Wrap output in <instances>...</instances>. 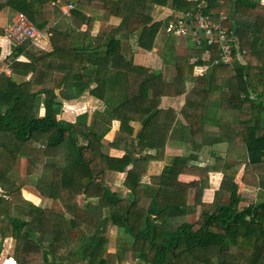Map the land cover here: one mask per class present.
Segmentation results:
<instances>
[{
  "label": "trees",
  "instance_id": "obj_1",
  "mask_svg": "<svg viewBox=\"0 0 264 264\" xmlns=\"http://www.w3.org/2000/svg\"><path fill=\"white\" fill-rule=\"evenodd\" d=\"M5 1L0 11L22 12L43 29L56 0ZM201 1L100 0L105 11L121 22L108 27L112 34L108 33L107 49L95 51L97 76L92 78L81 67H58L54 86H50L46 80L50 67L40 65L53 54L30 42L14 45L11 69L24 70L31 77L18 82L0 74V186L13 197L37 176L36 189L54 199V207L60 211L52 217L54 240L48 250L42 251L29 239L30 231L24 241L20 239L24 249L16 251L18 264H264L263 0H207V13L214 20L222 13L229 17L226 24L235 39L230 64H215L218 46L197 48L194 44L177 58L166 79L122 55V45L131 36L136 37L138 47L153 49L159 31L173 18L156 20V6L172 4L174 11L184 13L195 10ZM80 13L76 9L73 16ZM0 36H4L2 29ZM24 53L31 62L17 61ZM193 57L197 61L191 64ZM112 59L118 63V75L112 73L109 79L97 81L105 69L100 61L109 64ZM196 68H204L205 74L197 76ZM93 78L98 85L92 93L103 100L107 99L102 93L105 84L115 85L114 80L117 87L132 81L139 90L130 99L106 100L107 108L95 111L89 123V114L74 122L62 119V98L68 92L70 99L80 97L90 89ZM181 96L185 101L179 112L161 107L163 97ZM115 120L119 130L108 142L105 139ZM132 122L141 123L138 133ZM213 122L220 129L215 138L205 134L206 125ZM80 124H88L86 132L77 129ZM178 125V130L189 129L188 143L195 150L188 156L170 158L159 174L149 175L150 162L163 161L168 143L180 137ZM223 144L224 152L210 150L213 164L196 163L203 147ZM113 149L123 150L124 155H112ZM22 157H27L25 177L20 174ZM242 168L243 184L258 192L255 201L242 206L243 200L223 190L216 192L213 202L203 201L211 172L237 176ZM47 172L51 179L43 177ZM112 172L125 174V194L108 185ZM181 175L199 179L186 183L179 180ZM80 197L103 199L115 211L106 214L98 206L90 214L88 205H79ZM195 208L200 214L190 219ZM113 228L117 236L111 235ZM36 252L41 261L35 260Z\"/></svg>",
  "mask_w": 264,
  "mask_h": 264
},
{
  "label": "crops",
  "instance_id": "obj_2",
  "mask_svg": "<svg viewBox=\"0 0 264 264\" xmlns=\"http://www.w3.org/2000/svg\"><path fill=\"white\" fill-rule=\"evenodd\" d=\"M113 1L116 3L118 0ZM4 3H6L5 0H0L1 5ZM70 5L73 6L72 9L69 8ZM51 7L53 10L49 15L51 17L49 23L43 29L37 28L41 32V38L38 42L31 43L45 52L53 54V57L49 58L46 63L40 65V67H50L48 72H46V80L48 81V84L54 86L53 79L59 68L61 70H68L71 67H81L83 74L89 78H92L94 75L97 76V73L95 74L97 66L93 64L96 58L95 51H105L107 49L106 42L110 39V35L112 34L111 29L107 32L108 27L118 26L121 22V18L106 12L104 5L100 0H56L55 2H52ZM76 9L81 10V15L73 16V12ZM3 11L11 12V24L16 12L10 8H4L0 13ZM184 13L174 11L171 4L167 7L156 6L154 17L156 20L173 17L169 20L171 21ZM7 28L8 26L2 28L0 25V29H2L4 33V36H0V74L5 73L8 76H13L18 82L28 80L31 77V73L20 69L12 70L10 67L13 58L12 53L14 45L5 36ZM163 32L167 35L166 27H163L159 31L154 47L150 51L138 47L136 37L131 36V38L126 41V44L122 45V55H124L127 61L132 59L134 65L147 68L150 73H162L164 77L168 79L169 68L175 65L178 57L186 55L188 46L185 47L186 45H183L178 37L167 36L166 41H162L161 35ZM108 33H110V35ZM115 37L120 38L118 34H115ZM75 50L80 54H76ZM169 50L174 56L173 59L171 55L167 54ZM193 59L197 58H191V64H194L192 62ZM17 61L28 63L31 62V57L24 53L18 56ZM100 64V67H105V69L102 71V74L97 77V81L100 82L105 77L109 79V75L111 77L112 73L118 75L119 66L118 63H116V59L110 60L109 64L100 61ZM109 67L114 68L110 69ZM8 71H10V73ZM195 74L197 76H203L205 74V69L196 68ZM97 81L95 79V81L92 82L90 89L86 90L78 98L70 99L71 92L67 93L66 98H62V119L74 122L77 118H80L83 115L87 117L89 114L88 118H86L89 123L95 111L103 112L107 108L106 100L109 102H116L124 97L130 99L133 98L139 90V85L137 83L130 81L117 87L116 80H114L115 85L109 86L110 83L105 84L102 93L107 99L103 100L92 93L94 88L98 85ZM187 84L190 86L189 82ZM184 101V96L179 98L163 97L161 107L164 109L174 107L176 111L179 112L184 105ZM43 113L44 111L41 110V114ZM178 118L180 120L184 119L183 115H180ZM131 124L135 127V133H138L142 128V125L139 122H132ZM213 126L214 125L212 124L206 125L205 134L207 136L211 135V132H213ZM178 127L180 126L178 125L176 127V134L180 137L168 143L166 147V157L163 161L157 160L150 162L149 175L159 174L170 158L182 155L188 156L195 150V148L188 143V136L190 135L189 129L185 127L184 130H178ZM77 129L80 130V132H86L88 124H86V126L80 124ZM118 130L119 122L115 120L112 124L111 131L108 133L105 140L108 142L113 141ZM211 149L224 152L225 147L222 148L221 145H216L214 147H209V145H207L203 147L198 154L199 161L196 163L200 166L213 164L214 158L210 154ZM111 154L117 157H122L124 152L123 150L113 149L111 150ZM21 165L22 169L20 174L22 177H25L27 157H22ZM243 173L244 168L240 170L237 176H230L222 172H211L209 175V186L203 194V201L213 202L216 198V192L220 190V187L218 188V186L221 184H225L228 187L223 191L234 195L240 194L239 196H236V198L243 200V203L246 204L248 201L250 203L255 201L257 199L256 197L248 199L247 196L243 194V192L249 189L256 191V189L246 187L243 184ZM43 177L46 180L51 179V174L47 172ZM124 179V173L112 172L108 175L107 183L114 192L125 194L127 190L123 187ZM198 179V177L190 175H181L179 177L180 181L186 183L197 181ZM37 180V176H32L28 180V183L22 187L20 193L13 197L10 196V199L7 201L0 202V263L6 256L10 255L15 257L18 248H20L21 251L24 249V245H22L23 243H20V239L24 241V237L28 236L30 231L32 234L29 239L32 242L39 244L42 251L48 250L50 243L54 240L52 217L55 216L56 212L59 213L60 211L54 207V199L42 195L36 189L35 181ZM232 186L238 188L239 191L237 193H232V191H230ZM1 187L4 188L2 185ZM4 189L6 190V188ZM256 194H258L257 191ZM191 202L192 199L190 198L188 203L191 204ZM78 203L81 206L88 205L87 210L90 214H93L98 206H105L104 204L110 205L111 215L115 211V208L103 199L85 200L80 197ZM111 208H113V211ZM199 214L200 209L195 208L189 217L190 219H195ZM34 255L35 260L41 261L37 252L34 253Z\"/></svg>",
  "mask_w": 264,
  "mask_h": 264
},
{
  "label": "built area",
  "instance_id": "obj_3",
  "mask_svg": "<svg viewBox=\"0 0 264 264\" xmlns=\"http://www.w3.org/2000/svg\"><path fill=\"white\" fill-rule=\"evenodd\" d=\"M73 8L72 5L69 6ZM207 0L199 2L196 9L187 11L183 15L171 20L166 26V32L172 37L192 39L197 48L204 45L219 47L218 58L215 64H230L234 59L232 31L226 24L228 17L221 14L217 20L207 13ZM6 38L15 46H21L28 42L36 43L41 38V32L33 22L22 12L16 13L11 24L6 29ZM197 59H193L195 63ZM9 70V69H8ZM10 73V71H8ZM8 191L0 186V200H9ZM0 264H18L14 256H6Z\"/></svg>",
  "mask_w": 264,
  "mask_h": 264
},
{
  "label": "rangeland",
  "instance_id": "obj_4",
  "mask_svg": "<svg viewBox=\"0 0 264 264\" xmlns=\"http://www.w3.org/2000/svg\"><path fill=\"white\" fill-rule=\"evenodd\" d=\"M264 1V0H263ZM264 3V2H263ZM11 18H12V15H11V12L10 11H3V12H1L0 13V25H1V27L3 28V27H6V26H9V24H10V21H11ZM167 36H170L169 34H165L164 32L162 33V35H161V40L162 41H166V39H167ZM178 39H180V42L183 44V45H186L185 47H194V42H193V40L192 39H188V38H184V37H180V38H178ZM167 54H169V55H171V57H172V59H173V54H172V52H170V50L168 51V53ZM201 72H202V70H201ZM200 72V73H201ZM213 124H214V126L212 127L213 129H212V131L213 132H211V135H208V136H210L211 138H215V137H217V136H219V131H220V129L217 127V125L213 122ZM221 147L222 148H226V145L225 144H223V145H221ZM220 187V188H219ZM218 188L220 189V190H224V189H227L228 187L225 185V184H221V185H219L218 186ZM231 190L230 191H232V193H237L238 191H239V189L238 188H236V187H231L230 188ZM243 194L245 195V196H247V198L248 199H253V198H257V194H256V191H254L253 189H249V190H246L245 192H243ZM234 195V194H233ZM240 195V194H239ZM238 194L237 195H234L235 197L236 196H239ZM250 202L248 201L246 204L245 203H241V205L242 206H247L248 204H249ZM105 206H103V207H105L104 209H107V210H105V213H107V214H109L110 213V205H107V204H104ZM112 209V211H113V208H111ZM181 219H177V221L176 222H178V223H180L181 221H180ZM111 235H113V236H117L118 235V232H117V229L116 228H113L112 230H111ZM131 264V263H130Z\"/></svg>",
  "mask_w": 264,
  "mask_h": 264
}]
</instances>
